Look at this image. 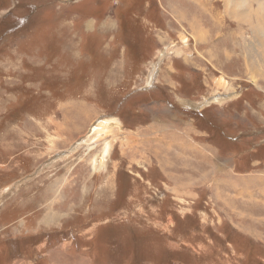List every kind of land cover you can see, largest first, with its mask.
Wrapping results in <instances>:
<instances>
[{"label": "rangeland", "instance_id": "obj_1", "mask_svg": "<svg viewBox=\"0 0 264 264\" xmlns=\"http://www.w3.org/2000/svg\"><path fill=\"white\" fill-rule=\"evenodd\" d=\"M224 4L0 0L29 20L0 39V264H264V77Z\"/></svg>", "mask_w": 264, "mask_h": 264}, {"label": "bare ground", "instance_id": "obj_2", "mask_svg": "<svg viewBox=\"0 0 264 264\" xmlns=\"http://www.w3.org/2000/svg\"><path fill=\"white\" fill-rule=\"evenodd\" d=\"M253 1L258 2V0H251V2H253ZM224 3H225L224 5H225L226 9H229V11L226 15H228L231 18H233L234 20H236L235 24L240 25V28H238L240 33H241V34H239L240 35L239 39H242V37H244L243 33H242L243 31L241 30L242 27H244V28L249 27L248 31L250 32V35L254 39V42H255V40L257 41L256 45L259 47V51L256 54H247L246 59L244 60L245 67H251V66L254 67V65H252L253 60H251L253 58L256 61L257 69H253L251 71V73H253V74L254 73H257V74L260 73L261 76L264 77V36L261 35L262 32L264 31V23H263L264 18L262 17L263 18L262 20L260 18V16H264V9H263L264 7L261 8V9H263L262 15H259L256 12H252L251 11L252 6L249 5V3L245 4L244 0H231L229 3V7H228V0H224ZM258 3H259L258 6L261 7L262 5L260 6V3H261L260 0ZM261 9H259V11ZM198 12H200L199 9H198ZM202 12H204V10ZM202 12H200V15H199L202 18H205L206 14H210L211 16H213L212 13L206 12V10H205V14ZM191 15H193V14H191ZM180 16H181V18H184L185 14L181 13ZM252 16H253L254 20L251 19ZM189 19L191 20L189 23V27H190L192 38L197 40L199 43H202L205 39V35L207 36V32H208L207 29L199 22L197 15L194 17H190ZM221 22H222V20H221ZM217 23H219V22H217ZM238 25H236V26H238ZM249 45H250V43H249ZM243 48L244 49L246 48L245 45L243 46ZM257 50H258V48L256 49V51ZM120 129H121V124H120V121L118 118L109 117L107 119L106 118L101 119L90 130L91 132H89L87 137L83 139V142H89L90 140H92V142H94L97 139L102 140L109 134V132H114V131L116 132V130H120ZM92 135H94V136L92 137ZM92 144L93 143L88 144L87 147L91 148ZM108 146L109 145L107 144V146L105 148L106 151L108 150ZM85 147H86V145H85Z\"/></svg>", "mask_w": 264, "mask_h": 264}, {"label": "trees", "instance_id": "obj_3", "mask_svg": "<svg viewBox=\"0 0 264 264\" xmlns=\"http://www.w3.org/2000/svg\"><path fill=\"white\" fill-rule=\"evenodd\" d=\"M24 15L25 14H22V16ZM22 16L18 17V14L12 12L11 14L9 13L5 15L4 18H2L3 20L0 22V39L12 34H17V32L20 31L24 25H27L29 20L26 19L23 21L21 19Z\"/></svg>", "mask_w": 264, "mask_h": 264}]
</instances>
